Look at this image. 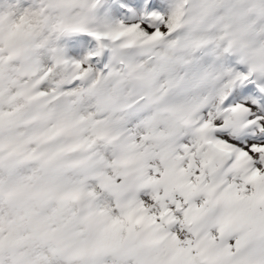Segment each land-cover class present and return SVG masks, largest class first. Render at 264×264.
I'll return each instance as SVG.
<instances>
[{"label": "rangeland", "instance_id": "rangeland-1", "mask_svg": "<svg viewBox=\"0 0 264 264\" xmlns=\"http://www.w3.org/2000/svg\"><path fill=\"white\" fill-rule=\"evenodd\" d=\"M213 10L215 13H213ZM261 13L264 14V9ZM188 16L190 26L181 31L178 36V41H175L171 48H173L175 56L172 58V61L176 62L177 67L181 66L182 63L184 65L193 64V66L191 65L189 67L193 70L185 69L183 74V78L188 79L187 83L189 87L193 88V92H191L189 97H191L190 99H194L196 105L201 108L200 115L203 117L206 116L203 121H207L209 128L220 127L222 129L221 132L211 129V134H215L217 138L225 139L227 142L240 147L243 154H246V157L250 156V158L253 159L254 168L256 170L260 168L261 171H264V103L260 101V98H255L251 93H246L238 95L237 97L234 96L233 103H231L233 106L241 110V113L237 116L219 112L220 103L226 98L228 90L230 91L233 88V86H231L233 81H236L237 78L243 79L239 83L241 84L239 88L241 91H244V89L247 88L244 81L246 73L253 72L255 76L262 77V79L264 78V74L260 76L261 72L264 70V56L259 57L257 65H252L251 60L245 59L248 51L247 47L249 49L255 48L258 52L264 53V31L262 41H259L255 37H247L244 39L239 36L236 29L235 35L232 39L231 34H229L231 29L227 28V31L226 29H223L226 20H230V18L227 17L228 13H225L224 17H220L217 4L204 6L197 0H190ZM129 17L131 19L126 21L128 25L127 28L129 29L130 26H134L138 34L145 33L147 39H150V42L145 45L146 49L157 54H163L167 51L166 49H163V40L164 38H168V35L164 32V29H162L159 23L162 16L160 17L155 12L154 14H151L149 18H142L139 14H137V17ZM246 33H251V30H246ZM241 42L247 47H242L241 53L238 55V48L240 47ZM133 57L147 70H155L157 68V64L150 59H139L135 55H133ZM235 60H239V62ZM232 62L235 63L233 64ZM196 64H205L208 68H206L207 70L203 69V71L200 72L195 68ZM172 70L174 69L170 68L168 71L160 69L158 72H153L149 76L147 87L148 94L150 95L148 96L149 100L147 103H150L149 106L151 109L148 108L150 109V116L148 118L142 117L138 114L132 116V114L129 113V116L122 115V117L126 116L125 119L117 120V113L112 110V103L103 105V109H100L99 111L94 110L93 113H89L88 111L92 110V106L88 105L92 103L95 94H97V84L90 85L88 88H85V90H78L76 93L71 92L70 97L74 101H71L72 104L70 106L76 110L74 113H77L82 119L84 123L83 127L88 132V135H95L102 131V127L106 128L108 123L115 126V121H123L117 129L126 130L130 133L133 144L135 145V151L139 152L140 155H153L152 158L146 160L148 164L154 165L153 169L150 168V171L149 169L147 170V173L149 172L150 174L148 179H151L153 182L151 185L146 184L147 186L145 185L143 189L139 190V194H137V197L140 199L139 207L147 209V214L154 223H159V226L164 227L171 233H174L171 230V228H173L175 231L174 238L176 242V253L183 251L181 254L186 260H188L187 254L193 253V251L196 250L191 248L192 246H196V240H193V236L195 231L197 232L198 230L193 224L196 226L201 225L204 218L203 214L206 213L208 209L215 210V208L209 204L206 194L201 191L200 183L204 181L207 182L209 178L214 177L216 169L211 168L213 170H206L207 167H205V163L208 159L200 150V148L206 150L204 141H202L200 137L198 138L196 136L195 138L190 136L186 130L184 133L188 135V138L181 141L182 145L185 144L186 150L184 149L183 152L176 153L178 154L177 158L174 157L172 160L175 143L181 132L178 122L173 116V113L176 112L174 109V103L178 104L177 101L179 98L185 99V95L181 94L184 92V86L180 83L178 85L175 84ZM178 71H180V69ZM87 72L90 73V71ZM226 79L231 81H227ZM99 81H104V77H100ZM223 81L229 82L230 86H226ZM237 85L238 83L235 86ZM154 87H156L157 91L163 93L162 97L159 96L160 94H151L150 91H152ZM172 87L174 91L171 90ZM212 87L215 88V90L213 89L214 91L212 90ZM209 94H211V99L205 107L202 101L207 100L205 97H208ZM111 97L115 101L120 100V98L115 96L114 92H111ZM66 99L67 101L70 100L68 95ZM124 99L126 103H138L136 98H132L131 94L129 95L128 90H126V96ZM185 100L186 103L189 101L187 99ZM142 104L146 103L142 102ZM98 106L100 107L101 105ZM128 108L129 110H132L131 104H129ZM80 113H83L84 117ZM245 114L248 116L251 124L248 126H241L239 119ZM225 130L228 131L225 132ZM248 132H252L253 136H249ZM152 135L153 139L151 138ZM198 139L200 140L198 141ZM164 143H166V147L164 146ZM162 145L164 148H162ZM188 151L192 152L193 157L190 154L189 157L187 156ZM221 159L224 162L223 158L216 156L219 166L222 164ZM217 161L216 163H218ZM168 162L171 164L173 162V168H169L166 175L171 177V174L173 175L171 172L182 170L181 176L183 177L182 180H185L186 182V190H181V185L176 182L168 183L166 185L161 181H159L160 183L158 182V177H162ZM209 162L211 163L212 160L210 159ZM105 164L111 166V178L116 186H128V182L124 177V171L118 172L116 169L119 167L117 158L110 157ZM235 167L245 168V165L242 161H239L235 165H229L228 168H226L224 163V166L217 170L221 171V177H223L228 185L232 187V191L239 194L238 199L240 197H245L246 199L241 198L239 202L237 200L238 204L235 203V205H233V207L238 208V214H235V210L232 208L222 209L224 213H222V216L218 220V224L213 225L209 229L213 236H215V239L213 240L215 245H211V247L213 248L212 251L216 253L212 255L214 257L219 256L220 252L215 249L216 244L227 241L228 244L234 245L233 248L235 249V252L227 253L225 258L233 255L234 258L242 256L245 260H249L250 253L253 252V247L244 252L241 251L242 249L240 248L243 238L241 231L244 228L242 212L248 210L250 215L255 214L256 211L254 206L257 203V199L253 194V189L249 186L251 185L250 181H246L243 174L239 173L237 169H229ZM242 168L238 169L243 170ZM205 172L209 176H206ZM223 172L226 173L223 174ZM221 177L215 176V179H221ZM121 180H123V184H119L121 183ZM167 181L170 180L167 179ZM149 187L152 189H149ZM127 201H129L127 203L128 208L133 200L129 197L126 202ZM190 201L197 203L198 206L196 216L192 218L194 223L191 222L189 216L186 217L185 212L186 206ZM103 203L105 207L112 208L109 198H106V201H103ZM258 207L259 205L256 206L257 209ZM190 210L192 211L193 209ZM118 217L121 218L122 216L118 214ZM237 217L239 224H236L235 221ZM235 225L240 228L238 233L232 229ZM0 226V248L5 245L13 246L16 242L17 246L26 247L31 253H37L38 258L45 259L48 264H68L62 260L60 253H58L55 246L43 238L44 233L46 232V234L56 243L57 247L63 249L56 234L37 227L32 229L19 216H13L12 218L3 216L0 220ZM124 232L125 229L122 231V236L124 235ZM119 234L120 233H116V238H118ZM249 234V239L254 236H261L264 234V229L262 232L259 230H252ZM223 235H225V238H223ZM48 236L44 237L47 238ZM113 236L114 234L109 235V238L111 239ZM7 237L8 239H6ZM123 241H126V239H121V242ZM128 241L134 246L132 240ZM132 246L131 253H135V248ZM257 247L260 251L259 259L264 264V238L260 240ZM159 248L162 250L164 244H160ZM124 253L125 254H121L120 257L107 255L99 264H136L135 256L133 254L126 256L127 252ZM155 253L162 252L156 251ZM197 258H195L194 262H188L187 264H196ZM190 259H192V256H190ZM213 260L211 262H213ZM199 261L201 262V260ZM25 264L30 263L26 262ZM212 264L215 263L213 262Z\"/></svg>", "mask_w": 264, "mask_h": 264}, {"label": "trees", "instance_id": "trees-1", "mask_svg": "<svg viewBox=\"0 0 264 264\" xmlns=\"http://www.w3.org/2000/svg\"><path fill=\"white\" fill-rule=\"evenodd\" d=\"M170 2L176 3L177 0H170ZM18 4H20V1L15 3L14 0H0V12L2 14L0 16V31L3 30L6 24L9 28V17L7 16H10L12 12L14 14L13 21L11 20L10 24L12 33L20 31L37 32V35L40 34L39 32L43 33L45 37L43 42H46V47L53 54L54 42L52 39H48L49 30L45 29L41 24L38 9H33L31 12L18 11ZM175 5H179V3ZM171 9L176 12L177 6H172ZM80 12L85 13L87 11L80 10ZM173 12L169 15L168 26L175 23V18L172 19ZM75 21L77 26H82V20L76 18ZM88 23L94 22L88 20ZM34 41L37 42L36 40ZM38 42L42 41L39 39ZM7 43V39L0 36V59L9 60L7 65L0 64V186L4 189L21 188L17 201L28 207L25 214L22 212V216L27 217L28 209L38 211V205L36 204L38 198H45L53 193V190L49 187L51 184L48 179L53 182L50 178L56 176L52 174V171L56 172L59 167L56 164H52L48 159L46 160L47 152L53 144L57 146L58 143L61 144L64 141V136L60 132V122L57 124L49 120L43 121L41 117L46 112L56 111L61 105H64L61 102L66 100L67 95L70 101H74L70 97L72 92L70 88L74 86V83L67 80V73L64 67L60 68L61 73L58 72L56 77L50 76L53 69V61L50 54L46 59L41 58L39 70L36 66L33 67V76L36 78L31 79L30 76L24 73L25 64L23 62L4 53L3 48ZM87 56L88 52H85L81 55V59L85 60ZM30 68L32 69L31 66ZM84 71L85 69L81 68V72ZM43 73L44 75H42ZM97 74H99L98 70H96L95 75ZM33 85H36L38 91L43 94L41 98L43 103L41 105L25 95L26 88ZM97 102L95 97V102L88 106L96 105ZM18 119L20 122H17ZM52 125L57 128L54 142L49 141L50 136L46 128L47 126L54 128ZM5 128L13 132L15 136L11 135L10 139H8L5 136ZM14 138L17 140H13ZM29 155L33 156V158L29 157ZM75 158L76 156L69 152V160ZM71 165L75 167L74 164ZM66 182V194L72 192L76 183L74 191L79 186H84L83 181L78 180L77 182V179L72 177L67 178ZM45 200H50V198L48 197ZM14 201L6 191L0 190V220L3 216L12 218L13 216L21 215V209ZM53 205L60 206V203L56 200ZM71 212L77 213V208L73 207Z\"/></svg>", "mask_w": 264, "mask_h": 264}]
</instances>
